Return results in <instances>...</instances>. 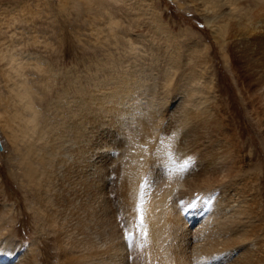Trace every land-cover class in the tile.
Returning <instances> with one entry per match:
<instances>
[{
  "label": "rangeland",
  "instance_id": "rangeland-1",
  "mask_svg": "<svg viewBox=\"0 0 264 264\" xmlns=\"http://www.w3.org/2000/svg\"><path fill=\"white\" fill-rule=\"evenodd\" d=\"M255 47L262 60L264 0H0V256L11 260L1 264H26L34 253L36 264H62L61 243L76 254L88 236L103 249L109 219L128 247L124 229L138 216L141 185L146 205L148 190L172 179L185 220L205 202L209 214L201 219L199 210L191 229L228 220L232 208L226 214L212 204L237 198L257 176L264 209V126L255 115L264 83L254 80L263 73L254 75ZM8 55L24 61L23 77ZM23 83L50 147L27 121L32 110L16 93ZM53 146L61 157L47 169L42 158ZM103 202L108 211L99 218ZM147 232V245L137 234L125 250L127 264L142 263Z\"/></svg>",
  "mask_w": 264,
  "mask_h": 264
},
{
  "label": "bare ground",
  "instance_id": "bare-ground-1",
  "mask_svg": "<svg viewBox=\"0 0 264 264\" xmlns=\"http://www.w3.org/2000/svg\"><path fill=\"white\" fill-rule=\"evenodd\" d=\"M240 26H242V25H240ZM232 27L233 26H231V28ZM236 29H237V26H236ZM254 43H256V42H254ZM252 45H253V43H252ZM258 53H259L258 48H256V47H255V49L253 48L252 59L254 60V64H252V66H253V69L255 72L254 73L255 76L257 75L258 69L262 68V72H263L262 75L260 74L261 76L254 78V80H257L255 82L256 84H262V83H264V58L261 60L258 57ZM8 58H9V63L11 64L15 73L22 76L23 74H22V71H20V69L22 70V68H24V63H23L24 61H20V60L16 59L17 57L14 58L11 55H8ZM259 59L261 61H259ZM16 66H18V67H16ZM18 78H21V77H18ZM16 79H17V77H16ZM25 82H26V80H25ZM24 84L25 83H23L22 86L16 85L17 86L16 93H17V96L21 100L25 101V104H27L29 106V108H31V110H32L31 117H29V118L27 117L28 119L27 118L26 119H27V121H29L32 124V131L33 132H35V133L37 131L40 132V133H37V134H39L38 139L41 141L43 140L44 144L45 145L47 144L46 147H50V145L48 146V143L49 142L51 143L52 141H50V140H48V138H46V135L43 132L44 130L41 131L40 129H37V127L39 126L38 125V118H37L38 114H37V111L35 110L36 108L34 107L32 100H31L32 95H31L30 91H28V89H27L29 85L27 86V88H25L23 90ZM122 92H124V91H122ZM254 98H255V100L258 99L257 96H254ZM21 100H20V102H21ZM260 108H261V110H259V108H257L258 110H256L255 115H256V118H258L260 125L264 126V105ZM38 139H36V140H38ZM77 140L71 138V141L73 142L74 146L76 145ZM231 146L235 148L234 145H231ZM56 147L53 146V148L47 149V152L45 151L47 153V155L45 156V158H42V161L44 162V166L47 169H49V167L52 169L53 168V160H55V158L58 156L61 157L59 155V154H61V153H59L60 148L56 149ZM100 149H102V148H100ZM240 154L241 153H239L238 148H237L235 150V152L233 153V155L230 156L231 157L230 171H229L227 176L232 175L236 171L235 166L238 163L236 161V159L241 157ZM41 156H40V158H41ZM73 158H75V160H76V157H73ZM87 161H89V159ZM61 164L63 166L64 163H62L61 160L59 159L57 162V165H58L57 168L59 167V169H60ZM134 165H140V162L137 160L136 162H133L131 166L133 167ZM88 166H89V164H88ZM91 167H93V166H91ZM91 167L90 166H89V168L85 167L84 173H85V171H87L85 174H87V175L90 174L89 172H90ZM114 167H116V166H114ZM69 169H70V167H69ZM62 170H64V169L62 168ZM73 170H75V169H73ZM52 171H54V170H52ZM216 173H217V171H215V169H214V171L210 172L209 173L210 178ZM73 174H74V172H73ZM68 175H69V173H68ZM83 175L81 174L80 176H83ZM203 175H206V174L203 173ZM59 176H60V174H59ZM66 178H67V176H66ZM87 178H89V177H87ZM256 178L258 179V176ZM257 179L255 181H257ZM81 180H83L82 177H81ZM255 181H253V183L250 184L248 187L239 188L237 190V193H234L237 196V198L236 197L235 198H232V197L222 198V196H221L218 199V201H220L219 203L217 201L215 204H212L213 206H215V208L218 207V209L220 211L224 210L226 214H227V212H226L227 207L232 208V210H230V215H229L228 220H226L224 222H221V221L219 222V220L217 218L215 219L213 217V219H214L213 222H209V218H208V219H205L206 221L208 220L207 222H205V223L199 222L201 225H199L198 227H195L194 229H191V227L187 226L186 224L191 222L192 220L198 221V216H199L198 211L199 210L203 211L205 209V205H202L205 202L200 204L199 206H195L196 209L194 211L192 210L194 213V214H192L193 218H191V217L189 218L190 215H187L186 220H185V217H182L181 215H179L181 218H183V219H180V217L178 218L177 212H178V210L181 211V209H176V207H177L176 201L174 202L175 199L171 198L172 192L174 191L175 187L177 186L176 183L174 184L172 179L165 182L166 184L164 186H161L160 189L148 190V192H147L148 195L145 194L146 195V205L145 204L144 205H145L146 217H148V222L146 223V225L148 227H146V228L150 229L149 239H148L150 243L144 249V251H143L144 255L142 256L143 261H141L142 263H139V264H264V209L261 210V201H260L261 191L258 188H256ZM75 183H77V182H75ZM81 183H83V182H81ZM192 183L193 182H191V184ZM227 184H228V182H227ZM90 187H91V185H90ZM130 187H131V184H130ZM223 192H224V190H223ZM98 193H100V192H98ZM127 196H128V194H127ZM228 199H229V201L235 200L237 202V204H234V203L232 204V203L228 202ZM126 200H128L127 197H126ZM97 201H98V199H97ZM68 202H69V200H68ZM105 204H107V203H105ZM105 204L103 202V206L101 205L103 207V210H100V213H98L99 218H103L104 213L107 214L108 210L105 209L106 208ZM133 204L135 205L134 202H133ZM70 205H72V204L70 203ZM99 205H100V203H99ZM108 205H110V204H108ZM67 206L68 205H66L63 209L68 210ZM96 206H97V204H96ZM206 207H207V205H206ZM212 208L214 209V207H212ZM218 209H217V211H219ZM208 211L210 212L209 209L203 211L200 215V218L201 219L205 218L209 214ZM110 212H111V210H110ZM47 217H48L47 224H49L52 222V219H50V216H47ZM200 218H199V220H200ZM106 219L108 220V218H106ZM54 220H55V218H54ZM107 220L104 223H106ZM57 222L58 221L55 220V223H57ZM106 224H107L106 227L109 226V228H110V229L108 228L109 232H107L110 235L106 236V234H104L105 238H107V241L109 240L108 246H106L105 248L102 249V247H100V246L91 245V238H89V236H88V239H86V238H84V239L79 238L78 239V236H76L75 242L78 239V243L81 244V246H77L76 243L70 242V244L73 247L77 246L79 248L74 252L76 254H73L72 249H65V243L64 242L61 243L62 247H63V250L61 249L62 252H60V256L63 259L62 264H127L125 262L124 258L127 255L125 250H127L128 247L126 246V243L123 241V239H120V238H123L122 233H119L118 231H116L117 229L115 227H117V225H115V223L111 219H109ZM106 224H104V225H106ZM193 224H194V222H193ZM195 224H196V222H195ZM78 235H80V234H78ZM81 235H82V233H81ZM64 238L65 237H63V239ZM86 244H89V248H87L85 251L81 250ZM35 257H36V255L34 253L33 256H31L29 259H27L28 260L27 263L26 262L25 263L28 264V262H29V264H36L37 261H36ZM109 257L111 259H109ZM104 258H106V259H104ZM1 262H3V263L11 262V260L7 259L4 256H0V264H1Z\"/></svg>",
  "mask_w": 264,
  "mask_h": 264
},
{
  "label": "snow or ice",
  "instance_id": "snow-or-ice-1",
  "mask_svg": "<svg viewBox=\"0 0 264 264\" xmlns=\"http://www.w3.org/2000/svg\"><path fill=\"white\" fill-rule=\"evenodd\" d=\"M190 158L189 160H185L183 164L178 166L179 170H183L184 168H186L189 164ZM172 163L174 164L175 161L173 160ZM144 188L145 185H141V194L139 197V202L136 205V207L133 209V211L138 212V216L134 217V221L131 224L130 228H125L124 232H125V239L128 243V247L131 248L133 246V242L136 240L137 234H139L140 237H142L143 239L147 240L148 238V232H147V228L145 226V219H144ZM141 247H143V245H141Z\"/></svg>",
  "mask_w": 264,
  "mask_h": 264
},
{
  "label": "water",
  "instance_id": "water-1",
  "mask_svg": "<svg viewBox=\"0 0 264 264\" xmlns=\"http://www.w3.org/2000/svg\"><path fill=\"white\" fill-rule=\"evenodd\" d=\"M3 150V145H2V140H1V137H0V151Z\"/></svg>",
  "mask_w": 264,
  "mask_h": 264
}]
</instances>
